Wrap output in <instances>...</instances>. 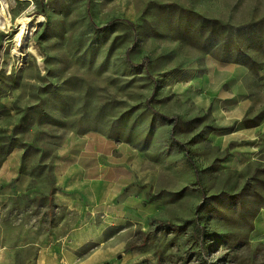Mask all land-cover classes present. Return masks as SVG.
Returning a JSON list of instances; mask_svg holds the SVG:
<instances>
[{
	"label": "rangeland",
	"instance_id": "1",
	"mask_svg": "<svg viewBox=\"0 0 264 264\" xmlns=\"http://www.w3.org/2000/svg\"><path fill=\"white\" fill-rule=\"evenodd\" d=\"M261 3L0 0V264H264Z\"/></svg>",
	"mask_w": 264,
	"mask_h": 264
},
{
	"label": "bare ground",
	"instance_id": "2",
	"mask_svg": "<svg viewBox=\"0 0 264 264\" xmlns=\"http://www.w3.org/2000/svg\"><path fill=\"white\" fill-rule=\"evenodd\" d=\"M6 14L7 13L5 12L4 8L0 7V25L5 28L9 25V18ZM41 21H42V17L40 16L38 23H40ZM33 22L34 20L32 17H28V16L19 17L18 23L21 25L20 26L21 28H20V32L18 36L15 39V50L16 51L22 50L23 52L24 51L26 52L27 48L25 47V43H26L27 37L30 34L28 26H30Z\"/></svg>",
	"mask_w": 264,
	"mask_h": 264
},
{
	"label": "trees",
	"instance_id": "3",
	"mask_svg": "<svg viewBox=\"0 0 264 264\" xmlns=\"http://www.w3.org/2000/svg\"><path fill=\"white\" fill-rule=\"evenodd\" d=\"M151 108H152V107H151ZM152 109H153V108H152ZM153 110H155V109H153ZM155 112L159 113V112L156 111V110H155ZM161 116L164 117L165 119L169 120L171 123H173V120H172L171 117H168V116L163 115V114H161ZM172 138H174L173 135H172ZM178 145L180 146V148H181L182 150L184 149V144H183L182 142H179V141H178ZM186 152H188V149H186ZM189 161H190V163L192 164V166L195 167V163H194V161H193V159H192L191 157H189ZM53 187H54V186H53ZM187 222H189V223H191V224L193 225L192 237L195 238V239H197V240H200L201 233H202L200 227H202V226H201L198 222H196V220H189V221H187ZM164 225H167V224H164Z\"/></svg>",
	"mask_w": 264,
	"mask_h": 264
},
{
	"label": "crops",
	"instance_id": "4",
	"mask_svg": "<svg viewBox=\"0 0 264 264\" xmlns=\"http://www.w3.org/2000/svg\"><path fill=\"white\" fill-rule=\"evenodd\" d=\"M254 16V19H258V18H260V17H264V0H262V3H261V13H260V15H257V14H254L253 15ZM233 64H232V67H229V73H230V75H234V74H236L237 72H241L240 70H239V68L238 67H240L241 65H239V64H237V63H242V62H240V61H238V62H232ZM226 67L227 66H231L230 64H228V65H225ZM244 68V67H243ZM64 182V181H63ZM71 182H73V181H71ZM67 183H68V181H67ZM86 183V181H83L82 182V185H84Z\"/></svg>",
	"mask_w": 264,
	"mask_h": 264
}]
</instances>
